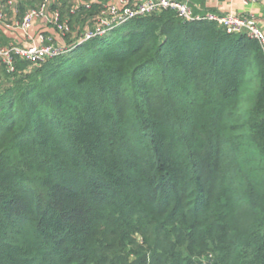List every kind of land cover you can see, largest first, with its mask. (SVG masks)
Masks as SVG:
<instances>
[{
    "label": "trees",
    "instance_id": "obj_1",
    "mask_svg": "<svg viewBox=\"0 0 264 264\" xmlns=\"http://www.w3.org/2000/svg\"><path fill=\"white\" fill-rule=\"evenodd\" d=\"M0 79V264H264V51L173 11Z\"/></svg>",
    "mask_w": 264,
    "mask_h": 264
},
{
    "label": "built area",
    "instance_id": "obj_2",
    "mask_svg": "<svg viewBox=\"0 0 264 264\" xmlns=\"http://www.w3.org/2000/svg\"><path fill=\"white\" fill-rule=\"evenodd\" d=\"M242 1L250 4L258 0ZM166 10L184 22L209 20L218 22L229 33H245L264 51V29L255 15L198 14L189 0H0V30L19 34L17 41L0 43V66L3 73L12 75L19 61L43 63L137 17ZM80 14L83 20L78 24L73 18ZM38 23L41 30L34 35L32 30Z\"/></svg>",
    "mask_w": 264,
    "mask_h": 264
},
{
    "label": "crops",
    "instance_id": "obj_3",
    "mask_svg": "<svg viewBox=\"0 0 264 264\" xmlns=\"http://www.w3.org/2000/svg\"><path fill=\"white\" fill-rule=\"evenodd\" d=\"M194 11L198 14H204L206 12L216 13H233L240 15L253 14L257 18L260 26L264 29V0H258L257 2L245 4L242 0H189ZM78 24L83 20V14L75 16L73 18ZM50 28H47L49 30ZM41 30V24H37L32 33L35 35ZM51 30V29H50ZM5 38L2 39L1 37ZM19 39V34L13 31L0 30V42L7 44Z\"/></svg>",
    "mask_w": 264,
    "mask_h": 264
},
{
    "label": "rangeland",
    "instance_id": "obj_4",
    "mask_svg": "<svg viewBox=\"0 0 264 264\" xmlns=\"http://www.w3.org/2000/svg\"><path fill=\"white\" fill-rule=\"evenodd\" d=\"M1 38L5 40L4 36L1 37ZM0 43H1V42H0ZM2 70H3V69H2V67L0 66V79H4V78L6 77V76H5V73H3Z\"/></svg>",
    "mask_w": 264,
    "mask_h": 264
}]
</instances>
